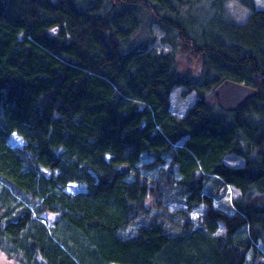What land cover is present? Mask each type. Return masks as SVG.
<instances>
[{"label": "trees", "instance_id": "1", "mask_svg": "<svg viewBox=\"0 0 264 264\" xmlns=\"http://www.w3.org/2000/svg\"><path fill=\"white\" fill-rule=\"evenodd\" d=\"M237 5L240 17L231 11ZM145 14L165 43L196 61L193 75L178 70L175 51L159 56L141 42L128 48ZM225 80L254 88L256 97L223 112L206 96ZM177 86L196 95L182 118L169 100ZM15 134L26 148L12 146ZM232 156L244 165H227ZM159 164L155 180L144 175ZM212 176L241 191L234 215L214 207L205 189ZM72 184L87 190L67 193ZM164 185L178 195L173 202L189 210L203 205L206 213L194 219L170 210ZM131 213L147 217L150 229L133 233ZM157 213L162 226L153 225ZM220 224L225 235H217ZM245 229L244 242L234 241ZM254 242L264 244V6L0 0L5 254L21 264H246Z\"/></svg>", "mask_w": 264, "mask_h": 264}, {"label": "rangeland", "instance_id": "2", "mask_svg": "<svg viewBox=\"0 0 264 264\" xmlns=\"http://www.w3.org/2000/svg\"><path fill=\"white\" fill-rule=\"evenodd\" d=\"M258 5L260 7L264 6V0H256ZM90 2V0H89ZM92 2V1H91ZM240 7L237 5L236 8L233 10L231 9L232 13L236 17H240L241 15V10H239ZM229 12V10H228ZM234 12H239V16L236 15ZM142 19V18H141ZM159 27L157 24H152V22L146 19L144 16L141 24H140V29H138L134 35L132 36L129 44H127L128 48H138L139 42L142 43L143 47H148L149 50H153L155 53L159 52H164V54L171 53V51H175L177 55V60H178V70L180 72L186 73L190 72L192 75L195 73L196 69L198 66H196V61L192 60L190 58H186L181 51L178 52V50L172 46L169 43H162L164 39H166V35L164 38V35L160 33L158 30ZM156 31V32H155ZM156 35L154 36V34ZM155 41L152 42L151 40ZM181 69V70H180ZM184 88H179L176 89L173 94H172V103H171V111L172 113L179 117H184L186 112L188 111L189 108L194 103V100L196 99L195 94L191 95H184L183 92ZM206 98L211 101L215 99V96H206ZM216 100V99H215ZM11 144L14 147L22 148V146L25 145V141L22 139L21 136L19 135H14L11 139ZM149 158L146 159V163ZM231 159V161L227 160ZM225 163H228L227 165H230L232 167H242L244 165V162L238 158L229 157L227 158ZM154 161V160H152ZM151 162V161H150ZM149 162V163H150ZM170 162L168 161V164ZM156 166V165H155ZM155 166L151 167L149 173V178H152L155 180V177H157V174L160 170L153 169ZM159 166H161L159 164ZM158 166V169H159ZM176 175V168H174V176ZM147 176V175H146ZM163 184V183H162ZM160 184V185H162ZM205 189L208 191V194L210 196L214 197V207L219 209L220 211L234 215L235 214V207L234 203L236 199H239L242 195L241 191L235 188H232L231 186H227L226 188H223L219 183L218 180L214 179H207L205 183ZM69 193H77V192H86L87 190V185L84 184H72L71 186L68 187L67 189ZM163 195H167V197H170V203H168L170 210L172 211H179L180 209H184L185 211L188 212V214L194 218V219H200V217L203 215V213H206V208L201 205L197 207V209L189 210L188 205H186L185 201L182 202H173V200L178 197L170 188L168 185H164L162 188ZM217 193V194H216ZM217 195L219 197H217ZM185 200V199H184ZM249 201V200H248ZM44 219H47L49 223L51 219L48 217H43ZM44 221V220H43ZM45 222V221H44ZM53 225L56 224V220L53 218L52 219ZM200 223H195V227H199ZM247 230H240L239 233L234 237V241H241L244 240L248 237L247 236ZM217 235H225V227L224 225L220 224L219 230L217 232ZM247 261L246 264H264V244L261 242H254L253 244L250 245L249 250L247 251ZM258 257H257V256ZM0 264H21L20 260L11 256L5 254L1 249H0Z\"/></svg>", "mask_w": 264, "mask_h": 264}, {"label": "water", "instance_id": "3", "mask_svg": "<svg viewBox=\"0 0 264 264\" xmlns=\"http://www.w3.org/2000/svg\"><path fill=\"white\" fill-rule=\"evenodd\" d=\"M256 95L257 91L255 89L230 80H225L215 90L217 105L226 113L236 112L250 98L256 97ZM122 173L125 175L126 169H123Z\"/></svg>", "mask_w": 264, "mask_h": 264}, {"label": "bare ground", "instance_id": "4", "mask_svg": "<svg viewBox=\"0 0 264 264\" xmlns=\"http://www.w3.org/2000/svg\"><path fill=\"white\" fill-rule=\"evenodd\" d=\"M117 1V0H116ZM131 2L132 1H134V0H130ZM139 5H140V3L139 2H137ZM134 5V4H133ZM141 7L140 6H137V7H135V10H138V9H140ZM145 17H146V19L149 21V20H152L153 19V17L151 16H149V15H147V14H145L144 15ZM154 35H156V33L154 34ZM162 43H165L164 41H162ZM163 54H164V52H159L158 53V55L159 56H163ZM162 61H164V59L162 60ZM243 85V84H242ZM179 88H181L182 89V87H174L173 88V90L170 92V96H169V100L170 101H172V94H173V92L176 90V89H179ZM252 88V87H251ZM254 89V88H253ZM216 90V89H215ZM214 96H215V91H214ZM215 99H216V97H215ZM254 99V97H252V98H250L246 103H248V102H250L251 100H253ZM194 101H196V99L194 100ZM217 102V101H216ZM245 103V104H246ZM244 104V105H245ZM243 105V106H244ZM243 106H241V108L243 107ZM240 109H238L237 111H239ZM236 111V112H237ZM26 144V143H25ZM27 147V145H24V146H22V148H26ZM160 167L161 166H159V170H161L162 169V167H161V169H160ZM123 169H126V174H128L129 172H130V169L127 167V166H125V167H123ZM149 172V171H148ZM144 173V175H147V177L149 178V173ZM214 177L212 176V177H207V179H213ZM68 189V188H67ZM66 189V192L68 193L69 191ZM78 193V192H77ZM77 193H73V195H75V194H77ZM83 193H85V192H83ZM156 199H157V197H155V196H153V197H150L148 200H147V205L148 206H154L155 205V202H156ZM19 203L20 204H22V205H25L24 204V202H23V200H19ZM26 204H27V206H30L31 204H30V202H25ZM145 204H146V201H145ZM158 214V213H157ZM41 216V215H40ZM134 220H135V222H134V224H132V232L133 233H136V231L137 230H140L141 229V227H144V228H148V229H150V227L148 226V224H147V221H145L144 219H147V217H143V215L140 217V216H138V214L136 213V214H134V213H131V215H130ZM137 218V219H136ZM164 220V217H162L160 214H158V216H155V222H153L154 224V226H156V225H158V223L162 226L164 223L163 222H165V221H163ZM154 230V229H153Z\"/></svg>", "mask_w": 264, "mask_h": 264}]
</instances>
